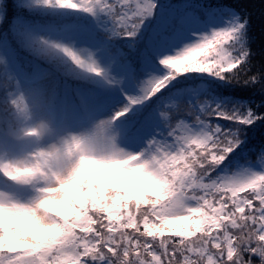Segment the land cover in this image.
I'll use <instances>...</instances> for the list:
<instances>
[{
  "label": "snow or ice",
  "instance_id": "snow-or-ice-1",
  "mask_svg": "<svg viewBox=\"0 0 264 264\" xmlns=\"http://www.w3.org/2000/svg\"><path fill=\"white\" fill-rule=\"evenodd\" d=\"M175 5L0 0V147H17L13 117L26 112L111 153L67 218L33 208L0 173V264H264V138L249 135L264 127V100L233 94L264 97L250 14L225 0ZM9 36L86 87L46 88Z\"/></svg>",
  "mask_w": 264,
  "mask_h": 264
},
{
  "label": "clouds",
  "instance_id": "clouds-1",
  "mask_svg": "<svg viewBox=\"0 0 264 264\" xmlns=\"http://www.w3.org/2000/svg\"><path fill=\"white\" fill-rule=\"evenodd\" d=\"M13 130L17 133V147H0V173L8 182L26 190L27 203L42 209L45 215L74 216L76 206L83 205L86 196L94 191L93 186L102 184L99 159L111 153L81 133L58 130L45 119H29L26 112L13 117ZM114 144L118 150V135ZM85 186L88 193L82 192ZM8 195L0 188V198L7 199ZM42 230L59 234L55 227Z\"/></svg>",
  "mask_w": 264,
  "mask_h": 264
},
{
  "label": "trees",
  "instance_id": "trees-1",
  "mask_svg": "<svg viewBox=\"0 0 264 264\" xmlns=\"http://www.w3.org/2000/svg\"><path fill=\"white\" fill-rule=\"evenodd\" d=\"M172 3L176 4V7H180V3L186 2V0H171ZM196 2V0H193ZM228 6L234 7L237 10H245L250 14V24L248 29V35L250 38V48L254 55L252 56V72L261 71L264 72V0H225ZM9 8H11V0H8ZM9 41L13 48L17 50L18 60L20 64L25 68L26 71L32 72L37 66L39 69L44 70L46 75L54 77V86L59 85V89L62 92L65 83L70 86V89L74 90L77 87H86L82 82L65 77L55 72V70L43 60L33 57L28 51L22 49L18 43L9 36ZM3 73V64H0V75ZM2 84V81H0ZM234 95L245 99L251 100L253 106L256 103L264 100L260 92L257 89H236ZM4 91L0 87V100L3 99ZM71 98L75 103H79L78 98L75 96L74 91L70 93ZM249 135L252 139V143L259 144L262 138H264V127L258 126L255 130H250ZM256 162H260L258 159ZM255 264H259V258L254 257Z\"/></svg>",
  "mask_w": 264,
  "mask_h": 264
},
{
  "label": "rangeland",
  "instance_id": "rangeland-1",
  "mask_svg": "<svg viewBox=\"0 0 264 264\" xmlns=\"http://www.w3.org/2000/svg\"><path fill=\"white\" fill-rule=\"evenodd\" d=\"M54 77H51V75H45L44 79L41 81V83L46 87V88H53L54 86ZM70 102L75 103V101H73V99L70 96ZM260 162H256L257 165H259ZM6 185H2L0 184V188H6Z\"/></svg>",
  "mask_w": 264,
  "mask_h": 264
}]
</instances>
